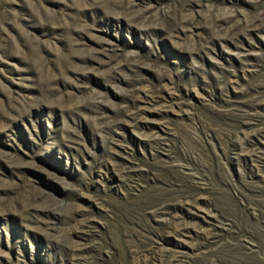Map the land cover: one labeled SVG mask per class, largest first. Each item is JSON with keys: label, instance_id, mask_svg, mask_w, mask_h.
Segmentation results:
<instances>
[{"label": "rangeland", "instance_id": "1", "mask_svg": "<svg viewBox=\"0 0 264 264\" xmlns=\"http://www.w3.org/2000/svg\"><path fill=\"white\" fill-rule=\"evenodd\" d=\"M0 264H264V0H0Z\"/></svg>", "mask_w": 264, "mask_h": 264}]
</instances>
